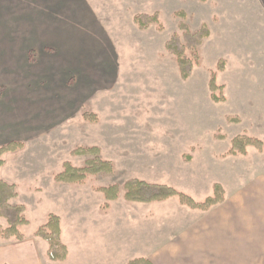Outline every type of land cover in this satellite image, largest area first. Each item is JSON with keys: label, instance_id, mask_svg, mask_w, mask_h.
<instances>
[{"label": "rangeland", "instance_id": "374dc122", "mask_svg": "<svg viewBox=\"0 0 264 264\" xmlns=\"http://www.w3.org/2000/svg\"><path fill=\"white\" fill-rule=\"evenodd\" d=\"M155 14L147 30L134 23ZM37 20L61 21L63 35L38 32ZM182 24L210 32L187 51L199 61L187 81L166 49ZM242 135L264 144V0H0V151L20 145L0 153V178L25 208V238L60 217L68 264H104L94 250L109 244L99 237L108 224L116 264L147 250L175 255L164 264H264V145L230 155ZM90 160L113 170L57 180L66 164ZM133 179L198 202L221 184L227 200L208 211L177 199L129 203L123 186ZM111 186L122 190L107 202L99 190Z\"/></svg>", "mask_w": 264, "mask_h": 264}, {"label": "trees", "instance_id": "16d2710c", "mask_svg": "<svg viewBox=\"0 0 264 264\" xmlns=\"http://www.w3.org/2000/svg\"><path fill=\"white\" fill-rule=\"evenodd\" d=\"M203 2L207 0H201ZM184 17V13H179ZM159 20V15L153 16L141 15L134 18V23L141 29L147 30L149 26ZM184 32L182 36L174 34L166 44L167 51L172 54L177 60L181 77L184 81L190 79L196 66L199 65L198 55L194 53L193 57L187 55L188 50H198L201 48L204 40L208 39L210 32L207 26L196 33L189 32L188 27L184 24L181 26ZM212 100L216 103H221L224 99L215 94L221 87L216 84L215 77L210 83ZM232 122L237 123L239 120L232 119ZM263 142L259 139L248 137L245 135L238 136L232 141V147L229 152L230 155L240 156L246 155L249 148L263 149ZM20 145L2 149V152H10L19 148ZM89 152H99V149H78L75 154L78 156L87 155ZM4 162L0 160V169ZM113 170L112 163L101 160H90L84 168H74L70 164H66L64 171L58 175L57 180L66 184H83L88 176L109 174ZM121 188L118 186H111L102 188L99 192L103 193L107 202H114L118 200L121 194ZM124 199L129 203L136 204H154L163 203L170 199H177L181 205L193 210L208 211L212 208L224 204L227 200L226 192L221 184L214 185L213 196L207 198L203 202L196 201L192 196L181 192L173 187L160 184H152L138 179L127 181L123 186ZM18 196L16 187L8 184L0 178V220H4L7 227L2 228L0 224V239L14 240L22 242L25 236L22 233V228L29 225V221L24 216L25 208L22 205H12L11 202ZM62 227L61 219L56 215H50L48 222L40 228L37 236L48 243L49 245V259L52 262H62L68 256V249L61 241ZM129 264H153L149 259L138 258L132 260Z\"/></svg>", "mask_w": 264, "mask_h": 264}, {"label": "crops", "instance_id": "0c3cea01", "mask_svg": "<svg viewBox=\"0 0 264 264\" xmlns=\"http://www.w3.org/2000/svg\"><path fill=\"white\" fill-rule=\"evenodd\" d=\"M60 11V10H59ZM46 23V22H45ZM62 22L60 21L58 24L54 23L52 27H48L47 25L43 24L41 25V22L37 20V30L40 32V30H44L47 28L51 33L54 34L55 36L57 35H63L61 34L62 29L60 30L59 27H61ZM45 25V26H44ZM62 227V223H61ZM115 228V227H113ZM110 224L107 225V227L104 229L100 230H108L106 233L105 231L102 233H99V237L101 239H104L105 241L109 242L104 244L102 249H100L99 246L95 247V257L98 258L99 261H102V263L106 264H116V257H117V250L115 248V244L113 245L112 243V237L116 236L115 234L112 233V230H114ZM255 228V226L253 227ZM252 228V235L255 234V230ZM116 229V228H115ZM63 230V228H62ZM99 231V230H98ZM108 234V239L106 240ZM63 235V231H62ZM44 240H42L39 237L32 236V237H27L25 238L24 241L22 242H17L14 240H0V264H51L49 263L52 262L49 259V246L46 244ZM66 247L67 245L62 242ZM255 245V244H254ZM163 246V245H162ZM114 248V249H113ZM148 251V250H147ZM144 252L147 254H142L140 257L137 258H147L150 257L149 259L154 263V264H164V262L171 260V257L175 256L173 253H169V251H164V254L161 253V251H158V253H155L154 255L150 254L151 252ZM99 253L101 256L97 255ZM161 253V254H160ZM144 255V257H143ZM68 257H69V250H68V256L66 260L62 261L61 264H68ZM168 258V259H167ZM108 262V263H107ZM55 263H60V262H55Z\"/></svg>", "mask_w": 264, "mask_h": 264}]
</instances>
